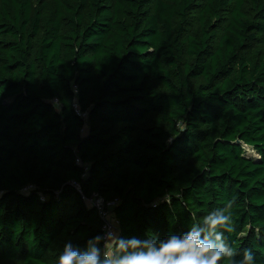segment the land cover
I'll return each mask as SVG.
<instances>
[{"label": "trees", "instance_id": "16d2710c", "mask_svg": "<svg viewBox=\"0 0 264 264\" xmlns=\"http://www.w3.org/2000/svg\"><path fill=\"white\" fill-rule=\"evenodd\" d=\"M73 183L125 238L234 201L264 264V0H0V264L102 233Z\"/></svg>", "mask_w": 264, "mask_h": 264}, {"label": "clouds", "instance_id": "9594fccd", "mask_svg": "<svg viewBox=\"0 0 264 264\" xmlns=\"http://www.w3.org/2000/svg\"><path fill=\"white\" fill-rule=\"evenodd\" d=\"M233 203L228 201L186 230L164 238H125L107 229L88 239L83 248L68 240L55 264H257L252 248L238 250L226 236L233 232Z\"/></svg>", "mask_w": 264, "mask_h": 264}, {"label": "built area", "instance_id": "2783aa9c", "mask_svg": "<svg viewBox=\"0 0 264 264\" xmlns=\"http://www.w3.org/2000/svg\"><path fill=\"white\" fill-rule=\"evenodd\" d=\"M74 93L77 94V88L74 87ZM55 105H58L57 101H54ZM74 110L75 113L78 117L82 119H86L87 115L85 113H82L80 111V108L77 103L74 105ZM76 164L82 168H84L85 171H87V167H85L80 160V158H76ZM86 174L83 176L85 178ZM72 186L78 191L80 194L82 200L85 202L87 206L90 208H94L98 211L99 216L101 220L103 221V229L102 232H104L107 229H113L115 230L119 235H120V224L116 220L114 214H113V208L116 205L117 202H106L103 198L98 196L97 194H93L91 196H87L82 192L81 186L78 185L77 183H73ZM1 196V194H0ZM106 249L111 251L112 250V245L108 244L106 245Z\"/></svg>", "mask_w": 264, "mask_h": 264}, {"label": "rangeland", "instance_id": "374dc122", "mask_svg": "<svg viewBox=\"0 0 264 264\" xmlns=\"http://www.w3.org/2000/svg\"><path fill=\"white\" fill-rule=\"evenodd\" d=\"M36 1V0H35ZM246 149V148H245ZM246 151L248 152V151H251V150H248V149H246ZM249 153V155L250 156H248V157H253V158H255V156L254 155H256L254 152L252 153V151L251 152H248Z\"/></svg>", "mask_w": 264, "mask_h": 264}, {"label": "bare ground", "instance_id": "6f19581e", "mask_svg": "<svg viewBox=\"0 0 264 264\" xmlns=\"http://www.w3.org/2000/svg\"><path fill=\"white\" fill-rule=\"evenodd\" d=\"M246 149H248V150H251L249 147H245ZM252 151V150H251ZM251 151H248V152H251ZM252 153H253V151H252Z\"/></svg>", "mask_w": 264, "mask_h": 264}, {"label": "water", "instance_id": "95a60500", "mask_svg": "<svg viewBox=\"0 0 264 264\" xmlns=\"http://www.w3.org/2000/svg\"><path fill=\"white\" fill-rule=\"evenodd\" d=\"M239 144V142H237Z\"/></svg>", "mask_w": 264, "mask_h": 264}]
</instances>
